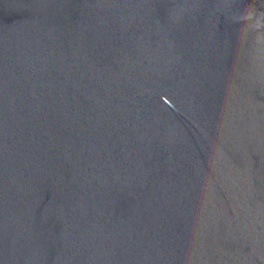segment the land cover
I'll use <instances>...</instances> for the list:
<instances>
[{"label": "water", "instance_id": "obj_1", "mask_svg": "<svg viewBox=\"0 0 264 264\" xmlns=\"http://www.w3.org/2000/svg\"><path fill=\"white\" fill-rule=\"evenodd\" d=\"M0 264H264V0H0Z\"/></svg>", "mask_w": 264, "mask_h": 264}]
</instances>
